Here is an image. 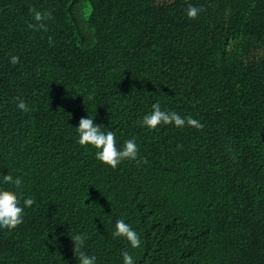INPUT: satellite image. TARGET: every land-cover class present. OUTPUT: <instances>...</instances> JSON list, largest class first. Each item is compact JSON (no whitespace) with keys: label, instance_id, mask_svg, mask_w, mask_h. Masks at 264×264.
<instances>
[{"label":"trees","instance_id":"trees-1","mask_svg":"<svg viewBox=\"0 0 264 264\" xmlns=\"http://www.w3.org/2000/svg\"><path fill=\"white\" fill-rule=\"evenodd\" d=\"M188 4L205 10L188 19ZM33 9L51 12L46 32L29 28ZM156 102L203 129L149 130ZM82 117L118 148L135 139L147 163L103 165L77 143ZM6 174L35 203L0 229V264H80L78 233L95 264H123L122 251L135 264H264V0H0V188L16 191ZM119 219L139 248L113 238Z\"/></svg>","mask_w":264,"mask_h":264},{"label":"clouds","instance_id":"clouds-1","mask_svg":"<svg viewBox=\"0 0 264 264\" xmlns=\"http://www.w3.org/2000/svg\"><path fill=\"white\" fill-rule=\"evenodd\" d=\"M203 8H198L192 4H188L186 9V15L188 19H196ZM33 12L34 24H29V28L41 31H47V21L52 19L51 12H39L34 9ZM106 25L102 20H94L92 23L91 31L92 38L100 35L105 29ZM65 33H70V28L67 24L64 26ZM76 34L81 36V41L84 40V34L82 31L81 21L79 22V28L76 30ZM88 35V36H89ZM88 36L86 38H88ZM85 38V39H86ZM80 41V42H81ZM49 45L53 44L51 37L48 38ZM83 43V41L81 42ZM79 43V44H81ZM19 63V57L13 55L10 58V64L16 65ZM17 108L22 112L27 113L29 108L27 104L20 100L17 103ZM143 126L149 130H155L160 125L172 124L177 128H183L190 126L197 130H202L204 125L197 119L188 117H181L175 111H162L159 102L151 105V112L144 115L142 119ZM77 135V143L81 146H90L96 150L95 158L103 165L116 169L118 165L124 161H134L137 164L147 163V158H140L138 152V145L135 139L126 140L122 147H117L116 133L113 131H103L102 125L95 124L93 118L82 117L78 122V127L74 128ZM235 159V157H233ZM3 184H11L16 191L0 188V229L12 230L17 228L23 223L26 208L31 207L35 200L32 197L23 198L19 189L22 186V180L20 177L13 178L12 175H3ZM22 201V203H21ZM113 238H124L132 249L140 247L141 240L138 233L125 222L124 219H119L115 223V229L112 232ZM87 237L83 234H74L71 236L73 244V253L76 258L79 259L80 264H95L96 257L94 255H87L82 249L84 248ZM123 264H135L132 255L128 251H122L121 253Z\"/></svg>","mask_w":264,"mask_h":264}]
</instances>
